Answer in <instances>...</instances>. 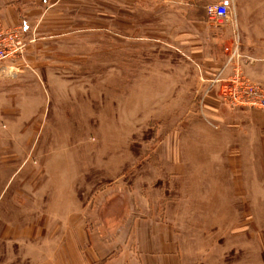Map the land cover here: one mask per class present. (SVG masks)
I'll list each match as a JSON object with an SVG mask.
<instances>
[{"label": "rangeland", "instance_id": "374dc122", "mask_svg": "<svg viewBox=\"0 0 264 264\" xmlns=\"http://www.w3.org/2000/svg\"><path fill=\"white\" fill-rule=\"evenodd\" d=\"M194 1L171 0L170 9L177 14ZM218 1L202 4L199 13L207 14V6ZM175 14H126L123 22L144 32L136 37L104 34L96 28L99 20L91 19L89 37L48 40L29 58L26 52L28 66L16 77L1 73L0 171H9L10 185H16L23 170L34 168L36 185L73 190L74 207L89 206V218L118 217L115 208L149 201L156 214L194 220L198 225L185 230L195 264H264V208L179 210L185 206L179 204L184 183L165 155L178 126L190 121L202 84L187 49L210 40L178 31L183 19ZM167 15L169 33L161 34ZM73 22L74 33L81 24ZM212 26L217 39L211 41L225 65L233 46L226 31L232 29L219 21ZM183 32L191 35L186 39ZM238 37L248 58L241 62L244 67L253 57L243 53L248 43Z\"/></svg>", "mask_w": 264, "mask_h": 264}, {"label": "crops", "instance_id": "0c3cea01", "mask_svg": "<svg viewBox=\"0 0 264 264\" xmlns=\"http://www.w3.org/2000/svg\"><path fill=\"white\" fill-rule=\"evenodd\" d=\"M211 1L216 0H195L175 14L171 0H0V19L11 28L23 26L26 39L32 41L29 58L48 40L89 37L91 19L99 20L96 28L104 34L136 37L144 32L137 24L123 22L126 14H175L183 19L178 31L188 29L193 36L210 40L187 49L188 59L206 70L207 77L220 72L227 76L233 65L225 68L217 57L216 43L211 41L217 39V30L208 15L198 11ZM234 2L238 33L248 43L242 51L253 57L244 70L251 80L264 85V0ZM73 18L81 24L74 33ZM169 19L167 15L161 34L169 33ZM191 34L184 35L187 39ZM196 102L190 121L178 126V136L169 140L165 155L173 175L184 183L185 199H179V204L185 206L179 210H261L264 112L229 107L218 88L209 90L204 81ZM200 114L212 121L196 117ZM28 168L16 185H10L9 171H0V264L15 260L16 264H195L186 248L185 230L198 225L194 220L176 221L156 214L158 209L149 201L135 202L125 210L115 208L121 212L118 217L99 213L89 218V206L74 207L73 190H43L36 185V170ZM142 194L132 196L145 199Z\"/></svg>", "mask_w": 264, "mask_h": 264}, {"label": "built area", "instance_id": "2783aa9c", "mask_svg": "<svg viewBox=\"0 0 264 264\" xmlns=\"http://www.w3.org/2000/svg\"><path fill=\"white\" fill-rule=\"evenodd\" d=\"M182 1L190 2L191 0ZM207 15L211 21H219L231 26V32L228 30L226 32L227 37H231L233 46L230 49L225 68L232 65L233 68L232 73L227 76L220 72L211 73L212 75L209 74L207 77L205 76L206 70L199 67L201 80L208 83L209 90L217 87L220 96L229 107L233 109H256L264 112V86L253 82L247 76L242 65L248 61V58L243 56L240 50L241 39L238 37L234 0H221L207 6ZM31 42L26 39L22 25L11 28L0 19V74L8 72L10 77H16L21 66H28L25 55Z\"/></svg>", "mask_w": 264, "mask_h": 264}]
</instances>
